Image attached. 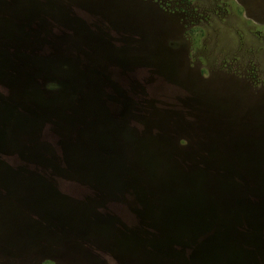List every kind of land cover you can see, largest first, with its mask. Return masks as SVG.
Wrapping results in <instances>:
<instances>
[{
  "label": "rangeland",
  "instance_id": "374dc122",
  "mask_svg": "<svg viewBox=\"0 0 264 264\" xmlns=\"http://www.w3.org/2000/svg\"><path fill=\"white\" fill-rule=\"evenodd\" d=\"M13 36L60 88L0 93V264H264V0H0Z\"/></svg>",
  "mask_w": 264,
  "mask_h": 264
},
{
  "label": "trees",
  "instance_id": "16d2710c",
  "mask_svg": "<svg viewBox=\"0 0 264 264\" xmlns=\"http://www.w3.org/2000/svg\"><path fill=\"white\" fill-rule=\"evenodd\" d=\"M9 39L10 40H13V41H16V43L19 45H13L11 42L12 41H10L9 43L10 44H7L8 46V49H9V51L8 52H10L11 53V55H10V57H9V62H7V64L5 65V63H3V65L1 66V71H0V75L3 77V78H1L0 79V83L2 84L0 87V93L2 94L1 95V101H2V104H4V106H7V105H9L10 103L7 101L8 99L7 98H5V97H7L9 94H10V90H12V91H14V93H15V95L16 96H14L15 98H16V100L18 101V103L20 104V106L23 108V110L25 109L26 110V106H27V104H29V109H31V108H33V107H38L37 105H38V102H37V99L35 100L34 99V97L36 96V95H39L40 93H39V90L43 87V89H49V90H54V91H56L57 89H59L60 88V82H58V81H55V80H53V78H42L43 80H38L37 82H33V83H29V84H27V82H24V84H22V85H20V86H18V87H16L18 84L16 83V82H14L13 81V83H12V85L10 86L9 84V86L7 85V80L9 81V80H11V79H9L8 78V76H10V74H11V70H10V61H11V63H13V65H16L17 64V66H20V65H22V66H26L27 67V65L29 64V62H28V60L27 61H25V60H23V63H24V65L22 64V62H21V60H18V59H20L17 55L18 54H21L20 52H18V50H17V47H20V46H23L24 47V45L23 44H21L17 39H15V37L13 36V37H9ZM25 44V48H27V49H29L28 47H29V43L28 42H26V43H24ZM31 46V45H30ZM30 50V49H29ZM22 55V54H21ZM35 60V59H34ZM31 62V61H30ZM30 66V65H29ZM38 66L39 67H41L42 66V69H43V74H44V70H49V69H45V68H47V67H49V65H47V64H38ZM18 69V68H17ZM38 70L39 71H42L40 68H38ZM40 73V72H39ZM43 76V75H42ZM57 76V75H56ZM59 78V77H58ZM26 83V84H25ZM45 85V86H44ZM20 90L22 91L21 93H22V95L21 96H19V93L18 92H20ZM73 94H74V92H73ZM75 95V94H74ZM40 97V96H39ZM34 101H36L37 102V105H35L34 106ZM27 107V108H28ZM237 244H239V245H242L243 246V243H240V242H238L237 241ZM240 247V246H239ZM244 247V246H243ZM246 247H248V245H246ZM195 251H197V249H192V250H190V255H192V254H194V252Z\"/></svg>",
  "mask_w": 264,
  "mask_h": 264
}]
</instances>
